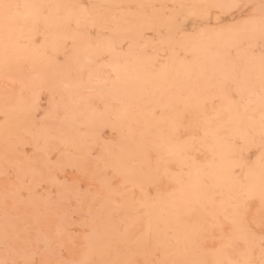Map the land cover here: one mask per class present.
Returning <instances> with one entry per match:
<instances>
[{
  "label": "rangeland",
  "instance_id": "374dc122",
  "mask_svg": "<svg viewBox=\"0 0 264 264\" xmlns=\"http://www.w3.org/2000/svg\"><path fill=\"white\" fill-rule=\"evenodd\" d=\"M0 264H264V0H0Z\"/></svg>",
  "mask_w": 264,
  "mask_h": 264
}]
</instances>
